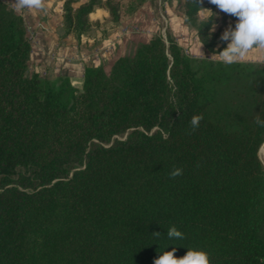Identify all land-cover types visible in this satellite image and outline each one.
Listing matches in <instances>:
<instances>
[{
	"label": "trees",
	"instance_id": "trees-1",
	"mask_svg": "<svg viewBox=\"0 0 264 264\" xmlns=\"http://www.w3.org/2000/svg\"><path fill=\"white\" fill-rule=\"evenodd\" d=\"M76 1L63 25L80 38L97 9L116 26L148 0ZM176 9L209 52L227 46L236 17L209 0ZM31 53L23 15L0 0V264H154L173 248L264 264V61L196 59L158 34L109 70L86 66L77 87L29 72Z\"/></svg>",
	"mask_w": 264,
	"mask_h": 264
},
{
	"label": "crops",
	"instance_id": "crops-1",
	"mask_svg": "<svg viewBox=\"0 0 264 264\" xmlns=\"http://www.w3.org/2000/svg\"><path fill=\"white\" fill-rule=\"evenodd\" d=\"M5 1L9 5L11 3V6L23 15L28 26L32 43L29 70L38 72L48 79L69 76L77 87L83 84L86 66H103L109 70L117 58L133 54L140 42L149 41L157 34L164 36V25L159 26V17L155 16L150 3L116 26L111 22H105L108 12L104 8H99L91 17L93 21H100L102 24L94 26L91 33L78 38L74 34H65L63 25L65 0H43L41 8L24 7L19 10L16 8L17 0ZM86 1L88 0H77L75 6ZM161 17L175 31H178L177 21L181 17L187 24L185 16L172 9L169 4L165 5ZM191 42L193 45L191 52L213 54L204 47L198 36H194ZM261 61H264V49L253 47L244 62Z\"/></svg>",
	"mask_w": 264,
	"mask_h": 264
},
{
	"label": "clouds",
	"instance_id": "clouds-1",
	"mask_svg": "<svg viewBox=\"0 0 264 264\" xmlns=\"http://www.w3.org/2000/svg\"><path fill=\"white\" fill-rule=\"evenodd\" d=\"M197 4V0H193ZM221 12L236 17V24L233 28L231 25L224 30L220 36L221 41L227 42V46L211 58L222 62L225 65L244 62L247 54L253 47L264 49V0H209ZM24 7L41 8L43 0H17V10ZM198 14L201 21L206 24L213 21L214 13L209 8L199 7ZM215 24L213 22V29ZM202 43L200 44L201 49ZM202 56L204 54L201 52ZM203 119L202 114L193 115L190 120L192 130L199 127ZM256 124L264 127V119L256 117ZM181 168H174L170 173V178L182 175ZM160 232H154L156 237ZM169 239H182L184 234L172 225L167 230ZM176 249L163 251L162 255L154 260V264H210L209 253L202 249H188L182 257L175 255Z\"/></svg>",
	"mask_w": 264,
	"mask_h": 264
},
{
	"label": "rangeland",
	"instance_id": "rangeland-1",
	"mask_svg": "<svg viewBox=\"0 0 264 264\" xmlns=\"http://www.w3.org/2000/svg\"><path fill=\"white\" fill-rule=\"evenodd\" d=\"M178 1L179 0H148L147 3H150L153 6L155 16L159 17V21H158L159 26L164 25V32H163L164 37L167 36V33H171L177 39L179 44L184 48L185 52L187 54H189L190 56L196 58V59H203V58L213 59V58H211V56L214 54L202 56V54H200V53L195 54V53L191 52V47H193V45H191L192 44L191 40H192V38H194V36H196V33L192 29V27L190 25H188V23L185 24V22L182 20V17L180 19H178V21H177V22H179L178 31H175V29L170 28L168 26V24L166 23V21H163V18L161 17V12L165 9V5L169 4V6H171L172 9L177 11L176 7H177ZM10 6H11V3H10ZM177 12H179V11H177ZM231 26H232V24H231ZM232 27L234 28L235 26H232ZM29 36H31V35L29 34ZM186 38H188V39L186 40ZM30 39H31V37H30ZM29 72H31V70H29ZM260 157H261L262 161L264 162V143L260 149Z\"/></svg>",
	"mask_w": 264,
	"mask_h": 264
}]
</instances>
